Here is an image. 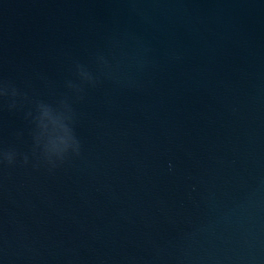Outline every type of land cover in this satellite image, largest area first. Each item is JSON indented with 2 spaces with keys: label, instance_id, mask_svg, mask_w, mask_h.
Wrapping results in <instances>:
<instances>
[{
  "label": "water",
  "instance_id": "1",
  "mask_svg": "<svg viewBox=\"0 0 264 264\" xmlns=\"http://www.w3.org/2000/svg\"><path fill=\"white\" fill-rule=\"evenodd\" d=\"M0 264H264V0H0Z\"/></svg>",
  "mask_w": 264,
  "mask_h": 264
},
{
  "label": "clouds",
  "instance_id": "2",
  "mask_svg": "<svg viewBox=\"0 0 264 264\" xmlns=\"http://www.w3.org/2000/svg\"><path fill=\"white\" fill-rule=\"evenodd\" d=\"M44 120H52V121L55 120V118L53 117L52 113L49 110H47V109H44L43 112H42V117H41L42 124H43ZM67 143H68L67 138H61L59 144L53 143L52 151H55L57 153L61 152L63 150L61 148V145H67ZM8 159H9V161L11 160L10 157H8Z\"/></svg>",
  "mask_w": 264,
  "mask_h": 264
}]
</instances>
